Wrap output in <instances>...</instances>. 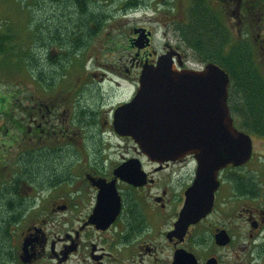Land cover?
Masks as SVG:
<instances>
[{
	"label": "flooded vegetation",
	"instance_id": "flooded-vegetation-1",
	"mask_svg": "<svg viewBox=\"0 0 264 264\" xmlns=\"http://www.w3.org/2000/svg\"><path fill=\"white\" fill-rule=\"evenodd\" d=\"M52 1L34 6V22H44L46 28L59 15L76 18L68 0ZM151 1L162 7L155 18L143 25L126 23L122 43L112 34L102 37L105 40L96 43L109 55L95 53L85 67L73 59L58 62L52 52L57 51V57L66 51L79 56L82 31L76 32L79 39L63 37L60 51L58 43H50L49 29L36 31L33 24L32 41L45 51L39 64L54 77H31L28 96L18 102L28 108L30 141L25 142L20 129L17 139L34 148H54L62 157L53 160L49 173H40L46 169L42 164L39 173L29 175L30 184L19 182L18 195L9 194L15 196L9 201L11 209L21 216L11 226L13 234L0 252V264H264V149L256 151L251 136L264 139L259 134L264 122L253 113L251 125L258 131L248 128L238 88L230 93V115L234 128L251 138L246 164L223 161L219 151L206 147L152 159L114 125L116 108L131 101L143 66L167 54L180 68L194 69L189 65L202 62L181 31L189 24L187 10L192 6L203 5L212 29L205 39L207 59L216 55L212 48L217 45L227 57L229 40L238 41L241 55L244 47L250 48L249 64L257 67L264 82V56L262 65L259 61L264 55L261 0ZM94 16L81 14L77 19ZM136 29L139 33L134 34ZM253 82L258 92V79ZM195 131L189 126V140L195 141V134L190 135ZM15 167L2 176L6 188L13 182L10 174L22 173ZM186 207L188 222L180 218Z\"/></svg>",
	"mask_w": 264,
	"mask_h": 264
},
{
	"label": "trees",
	"instance_id": "trees-1",
	"mask_svg": "<svg viewBox=\"0 0 264 264\" xmlns=\"http://www.w3.org/2000/svg\"><path fill=\"white\" fill-rule=\"evenodd\" d=\"M37 3H43L44 0H32ZM55 0L52 1L54 4ZM71 5L75 7L74 13L76 14V18L67 17L63 20L65 15H59L57 20L53 19L49 26L46 28L42 26L41 22L36 23L35 30H43L49 29V34L51 36V44L52 43H60V40L63 37L70 36L69 38H78L79 35L76 33L77 31L83 32V47L80 52V57L85 62L88 59L86 51L89 47V40L94 37L95 32L101 31L103 27L106 25L109 19H111V14L104 13L101 8L96 9L93 6V0H68ZM264 3V0L260 1ZM91 5V8H90ZM93 6V7H92ZM136 1L130 0L123 7L124 9H135L137 8ZM95 15L94 17L83 18L82 21H79L78 15ZM262 15V12L260 13ZM187 16L189 18V24L185 26L181 31H185L188 41L194 45L196 53L200 56L201 59H206V43L205 39L209 37V33L212 30L207 21V12L205 11L203 5H197L196 7L192 6L187 10ZM260 19L263 20L262 16ZM83 22V26L82 23ZM43 23V22H42ZM262 23V22H261ZM32 24L29 23V20L26 24L25 33L26 36H18L12 33V29L7 27L5 31L0 32V83H5L7 77H15L17 75L23 76L26 79H29L31 82V77L35 73V77L45 80L46 77L53 78L54 74L48 73L47 66H41L39 64V60L36 59V49L35 43L32 41V29H34L32 25V29L29 28ZM36 30V31H37ZM71 31V33H69ZM92 35H90V34ZM39 35H36V38ZM41 41L43 42L44 37L40 34ZM20 38H28L30 43L33 45L32 48H29L26 43H22L19 41L18 44H14V39ZM219 46H214L212 51L215 52ZM235 46V54H230L228 59H225L223 54L216 52V57L213 56L226 71L230 74L233 87L235 88L234 93L237 92V88L242 93L244 112H245V120L246 123H249L248 128L251 130H256L257 126L251 125L252 120L249 117L253 113H257L259 117L263 119L264 122V82L261 80V75L257 72V74H253L251 70L252 67L249 63H252L246 49H244L243 54L241 55L236 50ZM44 55V54H43ZM237 58H236V57ZM74 53L66 51L65 53L59 52L58 57H56V61H61L63 58L69 62V59H74ZM224 58V59H223ZM47 61L51 62V56L47 55ZM66 63V64H67ZM235 64L240 67V70H237ZM50 65V63H49ZM34 68V71H33ZM61 68V67H60ZM67 68V66H65ZM64 68L65 72L66 69ZM254 68V67H253ZM60 73L56 75L54 83L52 87H54L55 82L59 78ZM243 79V80H242ZM258 79V92L255 91V86H253V80ZM242 80L238 84L237 81ZM36 81V80H35ZM37 82V81H36ZM43 84V83H42ZM255 84V83H254ZM3 85V84H2ZM2 90L0 91V113L3 115V121H1L0 125V152L2 150V145L8 144L9 148L16 145L20 140L16 139V135L9 131V127H7L6 123L10 126H13L22 131V136L26 137L28 134V128L21 121L22 117L25 120H28V108L20 106L18 101H15L18 95H4L2 94ZM20 108V109H19ZM247 116V117H246ZM264 136V127L260 130V133ZM30 139L26 137L25 142H29ZM23 142V141H21ZM21 149L23 150L20 153ZM20 153V154H19ZM1 156V155H0ZM62 157L59 153L55 152L54 148L49 147H38L34 148L29 143H20V150L17 154L14 155H5L0 161V252L4 253V244L9 241L13 234V229L11 226H14L15 223L19 221V217L21 216L20 212H16L11 209L10 202L15 199L14 195H9L13 192L15 195L17 194V185L19 182L25 181L27 184H30L32 181V171L34 173H39L42 164L46 165L45 171H41L42 174H47L53 169V160H59ZM33 159H40L41 161L32 163ZM12 163L9 165V163ZM18 166L19 169L22 170V173H12L10 179L13 182L6 188L7 178L2 179L3 173L6 169L16 168ZM32 163V164H30ZM6 168V169H4ZM35 178V177H34ZM28 180V181H27ZM7 206L10 207L7 211ZM1 256V253H0Z\"/></svg>",
	"mask_w": 264,
	"mask_h": 264
},
{
	"label": "water",
	"instance_id": "water-1",
	"mask_svg": "<svg viewBox=\"0 0 264 264\" xmlns=\"http://www.w3.org/2000/svg\"><path fill=\"white\" fill-rule=\"evenodd\" d=\"M168 59L161 57L142 69L134 98L116 112L117 130L131 136L150 157L166 158L207 145L208 151H219L223 161L245 164L251 141L232 126L227 73L214 64L201 71H179ZM189 126L196 128L190 133L195 141L188 139Z\"/></svg>",
	"mask_w": 264,
	"mask_h": 264
},
{
	"label": "rangeland",
	"instance_id": "rangeland-1",
	"mask_svg": "<svg viewBox=\"0 0 264 264\" xmlns=\"http://www.w3.org/2000/svg\"><path fill=\"white\" fill-rule=\"evenodd\" d=\"M26 1H27V7H26ZM125 0H93V6L96 9L101 8L103 11H105L104 13H106L107 15L109 13H112L113 18L112 20H110L109 22L106 23L105 28L111 32L112 37L115 41L122 43L121 40V32L123 29H125L126 23H128L129 25H143V22H149V19H154L155 15H156V11L155 9L160 8L161 6L159 5H155L152 4L151 0H140V6L138 8H136L135 10L132 11H125L123 10L121 4L122 2ZM144 2L146 4H144ZM34 2L32 1V4ZM150 3V4H149ZM31 4V0H0V32L5 31V29L7 27H10L12 30V33L17 32V31H25L26 28V24H27V20H28V13H30V16L32 18H34L35 16L33 15V11H34V6ZM37 7V6H36ZM264 8V6H260V10ZM262 16L263 20L260 19V23H261V28H264V12L261 14H259L258 18H260ZM257 15L254 16V18L256 19ZM66 19L65 17H63V20ZM107 25H109V27H107ZM151 25L153 28H155V24H149ZM20 36L24 35V32L19 34ZM98 37V36H97ZM264 40V36H262ZM96 41L99 42H103L105 40L104 39H95ZM20 42L22 43H26L27 46H29V48H32L33 45L30 43L28 38H20L18 39H14L13 43L14 44H18ZM100 43V44H101ZM103 48L102 44L99 45L98 49L96 50V54L100 55L101 57L106 58V56H108L109 54H106L104 52L101 51V49ZM54 55H56L57 51H55L53 49ZM92 52V50L90 51ZM38 53V52H36ZM40 54V53H38ZM41 55V54H40ZM263 54H260V65L263 64ZM39 58H43V56H39ZM256 61H258V59H256ZM77 64L73 63L72 69L70 71H73L76 69ZM88 69H90L91 67L89 65H87ZM262 68V67H261ZM77 74H74V76H76ZM9 79L5 80L4 85H2L0 83V91L2 89H13L15 88L12 87L15 84H21L19 86L20 89L23 91V89H29L30 84L29 82H27V80L20 75H17L15 77H7ZM79 79L81 80V78L79 77ZM27 82V83H25ZM25 83V84H23ZM94 87L93 86H88V88H86L87 90H92ZM103 97L106 99V94H105V90H107V86H103ZM4 94V93H2ZM23 94V93H21ZM127 96V93H124V96H122L121 98H125ZM1 121H3V115L0 113V125H1ZM264 143V139L259 138L254 136V147L256 149V151H261L264 148L260 149L261 144ZM3 156H0V161H2ZM1 259V258H0ZM3 260V259H1Z\"/></svg>",
	"mask_w": 264,
	"mask_h": 264
}]
</instances>
